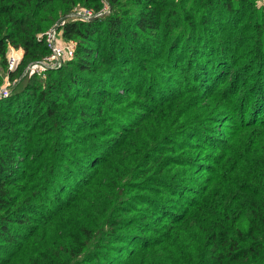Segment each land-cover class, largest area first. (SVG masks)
Here are the masks:
<instances>
[{
  "label": "trees",
  "instance_id": "trees-1",
  "mask_svg": "<svg viewBox=\"0 0 264 264\" xmlns=\"http://www.w3.org/2000/svg\"><path fill=\"white\" fill-rule=\"evenodd\" d=\"M105 1L0 98V264H264V5ZM77 3L0 0V65Z\"/></svg>",
  "mask_w": 264,
  "mask_h": 264
},
{
  "label": "built area",
  "instance_id": "built-area-1",
  "mask_svg": "<svg viewBox=\"0 0 264 264\" xmlns=\"http://www.w3.org/2000/svg\"><path fill=\"white\" fill-rule=\"evenodd\" d=\"M103 1V5L96 9L98 11L92 10V8H77L74 7L72 13L69 15L73 19L76 20H90L95 17H99L102 14H105L108 12V5L105 0ZM44 41L47 46L49 54L44 56L43 58L37 60L33 67L30 69L31 73L34 72H42L44 70L48 69H56L66 61L71 59L74 56L75 53V44L70 43L68 45L62 44L61 41V33L57 25H53L50 28H48L44 33ZM23 55L22 49L18 47H14L11 45H8L7 49V70L11 71L13 67L15 66V63L18 62L19 59H21V56ZM8 92L6 90H3L0 92V98L8 96Z\"/></svg>",
  "mask_w": 264,
  "mask_h": 264
},
{
  "label": "rangeland",
  "instance_id": "rangeland-1",
  "mask_svg": "<svg viewBox=\"0 0 264 264\" xmlns=\"http://www.w3.org/2000/svg\"><path fill=\"white\" fill-rule=\"evenodd\" d=\"M191 0H189V2H190ZM257 1V4L260 6H262V5H264V0H256ZM76 7L77 8H92V10H94V11H98V10H96V9H98V8H95V7H93L92 5H90V6H86V5H83V4H81V3H77V5H76ZM104 14H102V15H100V16H103ZM67 18H69V15L68 16H64V17H62V18H59L53 25H57V27L59 28V30H60V33H61V41H62V44H64V45H68V44H70V43H74L75 44V41L73 40V39H66V38H64L63 37V35H62V27H63V25H64V23H65V20L67 19ZM73 20H75V19H73ZM85 21V20H84ZM88 21V20H87ZM52 26V25H51ZM50 26V27H51ZM49 27V28H50ZM48 29V28H47ZM46 29V30H47ZM45 30V31H46ZM20 49H22V48H20ZM22 53H23V50H22ZM47 54H49V52H47ZM46 54V55H47ZM45 55V56H46ZM22 57H23V55L21 56V59H19L18 60V62H16L15 63V66L13 67V69L11 70V71H14V72H16L15 73V75H14V77L13 78H10V77H8V72H10V71H8L6 68L7 67H4V66H2V65H0V92L1 91H3V90H6V92H8V94H10L11 93V91H12V89L17 85V83L18 82H20L21 80H23V79H25V78H31V77H33L34 75H36L37 77L35 78V79H33V83H35V82H37V83H39V82H41V83H44V81H45V73H44V71H42V72H34V73H31L30 72V69L33 67V65L35 64V62L37 61V60H32V61H29V60H25V62H24V65L23 66H19V64H20V61H22ZM44 57V56H43ZM42 57V58H43ZM41 59V58H40ZM39 60V59H38ZM68 60H66L64 63H66ZM63 63V64H64ZM62 64V65H63ZM61 67V66H60ZM18 69V70H17ZM9 96V95H8ZM8 96H5V97H2V98H6V97H8ZM126 97H128L129 98V100L128 101H130V102H132V101H142V100H144V101H146L145 99H144V97L143 96H141L140 94H137V93H134L133 95H127ZM130 105V104H129Z\"/></svg>",
  "mask_w": 264,
  "mask_h": 264
}]
</instances>
